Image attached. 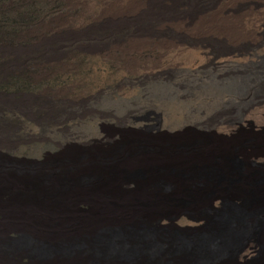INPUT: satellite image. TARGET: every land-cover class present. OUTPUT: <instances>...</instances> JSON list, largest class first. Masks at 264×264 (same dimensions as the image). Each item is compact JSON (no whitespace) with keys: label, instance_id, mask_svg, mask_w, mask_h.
<instances>
[{"label":"rangeland","instance_id":"obj_1","mask_svg":"<svg viewBox=\"0 0 264 264\" xmlns=\"http://www.w3.org/2000/svg\"><path fill=\"white\" fill-rule=\"evenodd\" d=\"M189 4V0H0V173L10 170L37 186L44 180L42 174H55L56 185L71 190L69 177L62 174L71 170L73 157L106 158L135 146L161 154L215 142L236 151L231 154L247 160L256 173L264 172V115L240 119L246 96L264 94V84L251 65L252 56L264 59V47L253 50L256 41L264 42V31L253 30L262 16L258 12L251 16L255 24L247 28L252 41L236 47L233 42L246 38V31L220 35L223 42L211 49L196 41L202 37L192 38L182 24L153 19L154 13L174 8L186 12ZM135 44L139 48L133 49ZM237 48L240 53L231 55L227 68L213 66V56H206L213 49L230 54ZM259 119L262 126L257 125ZM101 169L105 175L117 172L122 182L105 194L117 199L116 209L123 207L119 197L136 195L139 188L134 182L155 170L118 172L111 164ZM90 174L83 171L76 181ZM65 201L73 203L71 210L58 220L67 219L74 229L75 221L90 216L92 199L73 193ZM190 203L180 198L160 212L170 218L189 206L191 216L207 210L203 204L196 208ZM10 220L0 212V264H46V258L31 257L24 248L15 252L8 248L13 241L28 243L34 236L24 229L33 228L32 220L18 219L15 225ZM204 225L187 216L160 223L174 236L198 234ZM259 257L253 253L249 264L258 263Z\"/></svg>","mask_w":264,"mask_h":264},{"label":"bare ground","instance_id":"obj_2","mask_svg":"<svg viewBox=\"0 0 264 264\" xmlns=\"http://www.w3.org/2000/svg\"><path fill=\"white\" fill-rule=\"evenodd\" d=\"M225 1L227 3L222 5V0H189L186 12H176L174 8L152 15L155 21L182 24L192 38L202 37L196 41L205 42L211 49L214 44L223 42L222 35L246 31V38L233 42L236 47L252 41L248 29L254 23L251 16L257 12L262 19L251 28L256 34L264 31V2ZM139 46L135 44L133 49ZM262 47L264 42L253 44V50ZM236 50L220 54L213 49L206 56H213V66L227 68L234 54L240 53L239 48ZM217 59L223 61L215 63ZM252 59L251 65L257 70L255 77L264 84V62L261 63L264 59L259 55ZM248 96L250 93L247 101L242 102L240 119L263 116L264 94L257 98ZM259 121L257 125L262 126V120ZM220 151L230 156H222ZM231 153L236 151L215 142L201 143L183 151L164 150L161 154L144 152L135 146L125 154H109L106 158L95 157L96 154L73 157L71 170L62 174L66 180V175L69 177L71 190L56 185L59 176L55 174H42L44 180L37 186L28 184L15 172L3 171L0 173V212L7 214L14 225L24 218L32 220L36 226L24 228L34 235L28 243L21 239L13 241L8 248L13 249L12 252L24 248L31 257L46 258V264H249L253 253L260 255L255 264H264V172L256 173L247 160ZM110 164L118 172L135 168L148 172L155 168L149 177L134 182L139 188L136 195L119 197L125 213L122 208L116 209L113 200L117 199L105 196L122 183L117 172L103 173L101 167L109 168ZM83 171L91 174L76 181ZM73 193L91 197L93 210L85 221H75L74 229H70L68 220L63 223L58 217L70 212L73 203L69 205L65 197ZM180 198L191 200L190 205L196 208L203 204L207 210L191 216L190 206H184L187 211L177 212L170 218L160 212L162 206L169 202L178 204ZM217 203L219 208L215 207ZM183 216L190 217L192 222L205 223L201 232L174 236L160 226L163 220L174 223ZM54 222L57 227H52Z\"/></svg>","mask_w":264,"mask_h":264},{"label":"trees","instance_id":"obj_3","mask_svg":"<svg viewBox=\"0 0 264 264\" xmlns=\"http://www.w3.org/2000/svg\"><path fill=\"white\" fill-rule=\"evenodd\" d=\"M29 60V59H28Z\"/></svg>","mask_w":264,"mask_h":264}]
</instances>
